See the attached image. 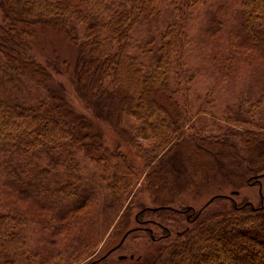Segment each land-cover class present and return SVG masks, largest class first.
<instances>
[{
	"label": "trees",
	"instance_id": "trees-1",
	"mask_svg": "<svg viewBox=\"0 0 264 264\" xmlns=\"http://www.w3.org/2000/svg\"><path fill=\"white\" fill-rule=\"evenodd\" d=\"M208 1L0 0V264H264V203L216 193L183 205L264 181V77L255 99L222 113L223 134L191 131L180 105L195 80L191 15ZM234 1L238 24L223 47L210 36L212 61L264 71V0ZM51 24L76 47L73 68L32 53ZM64 73L85 112L54 89ZM17 82L40 94L22 97ZM79 152L101 168L104 200L72 184ZM142 238L145 251L126 247Z\"/></svg>",
	"mask_w": 264,
	"mask_h": 264
},
{
	"label": "rangeland",
	"instance_id": "rangeland-1",
	"mask_svg": "<svg viewBox=\"0 0 264 264\" xmlns=\"http://www.w3.org/2000/svg\"><path fill=\"white\" fill-rule=\"evenodd\" d=\"M238 8L239 4L234 0H209L207 4H201L191 15L190 37L192 43L187 57L190 61V68L195 74V80L190 89L178 97L180 105L184 107L183 111L191 131L204 130L207 134H223L225 132L224 126L227 124L221 119L222 113L232 111L240 100L245 97L255 99L259 89L263 85L264 71L261 62L253 61L250 65L247 62H243L242 64H236L229 71H224L222 68L220 71L218 66L213 63V57L210 56V36L215 34L221 35V47L227 45L226 36L238 24L235 11ZM167 9H165L164 13L165 20ZM1 14L0 10V16ZM36 30V40L32 47V53L35 58L44 64L49 62L62 64L67 61L73 68L77 57V49L69 40L67 34L54 24L47 27H38ZM139 33L144 35L145 38L148 37L147 28H141ZM225 53L228 52L225 51L222 54ZM56 81L58 83L54 85V89L66 92L77 110L81 113L85 112L86 109L79 102L75 93L71 74L56 75ZM13 86H16L22 97L27 99L33 95L37 96L40 94L39 91L30 89L29 84H26L27 88L21 82L14 83ZM105 139L115 140V135L113 133L106 134ZM66 158L69 159V157ZM77 158L81 162L80 173L83 183L74 182L72 184H77L78 192L97 189L101 192V199L104 200L105 185L100 178L101 168L96 166L92 162L93 160L82 152L78 153ZM133 160L139 163L138 158L134 157ZM73 167L74 165L70 166L69 170H73ZM35 168L46 171L42 166L35 165ZM47 185H52V183L49 182ZM232 191L234 190L231 188L213 190V192L197 199L188 197L190 195H187L188 202H185L183 205L200 210L216 193L235 197L238 202L245 200L254 205L264 203V198L261 196H264V181L261 186L247 187L239 190L238 195H232ZM145 202L147 204L150 203L148 199ZM140 206L144 207L145 203H142ZM224 206L222 204L221 208H224ZM23 207L21 206L20 209L27 210L30 207L32 212L35 210V207L33 205L30 206L29 203L25 208ZM123 211L121 210L117 214V221ZM135 211L133 212L132 219L136 215ZM97 226L100 227L98 224ZM111 232L112 229L102 244H100L97 255L106 251L108 247L106 239ZM129 245L133 246L135 251L143 252L148 245V240L146 238L138 239L131 244H127L126 247H129ZM215 246L218 248L217 244ZM205 263L210 264L209 262Z\"/></svg>",
	"mask_w": 264,
	"mask_h": 264
},
{
	"label": "water",
	"instance_id": "water-1",
	"mask_svg": "<svg viewBox=\"0 0 264 264\" xmlns=\"http://www.w3.org/2000/svg\"><path fill=\"white\" fill-rule=\"evenodd\" d=\"M109 254V253H108ZM107 256V255H106ZM122 259L125 258V257H121Z\"/></svg>",
	"mask_w": 264,
	"mask_h": 264
}]
</instances>
